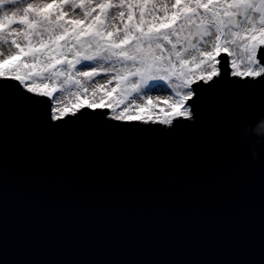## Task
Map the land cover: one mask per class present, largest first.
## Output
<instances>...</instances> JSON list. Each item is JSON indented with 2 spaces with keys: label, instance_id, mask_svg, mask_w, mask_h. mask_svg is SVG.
<instances>
[{
  "label": "water",
  "instance_id": "obj_1",
  "mask_svg": "<svg viewBox=\"0 0 264 264\" xmlns=\"http://www.w3.org/2000/svg\"><path fill=\"white\" fill-rule=\"evenodd\" d=\"M221 56L175 127L4 85L0 264H264V82Z\"/></svg>",
  "mask_w": 264,
  "mask_h": 264
},
{
  "label": "snow or ice",
  "instance_id": "obj_2",
  "mask_svg": "<svg viewBox=\"0 0 264 264\" xmlns=\"http://www.w3.org/2000/svg\"><path fill=\"white\" fill-rule=\"evenodd\" d=\"M66 2L67 0H61L56 7L63 8ZM17 4L18 0H0V32L6 25L23 24L24 36L29 41V45L19 51L28 52L30 62L44 63L46 70L55 69L54 76L61 75V70L56 67L57 64L66 63V80L74 76L73 82L79 87L82 86L80 78L91 80L105 70L96 68L94 63H84V61L95 62L116 57L118 61L131 60L134 64L133 70L125 67L124 74L118 76L117 79V85L125 95L145 89L143 95L150 97V93L154 90L164 87L159 83H150L152 81H164L174 88L186 89L183 93L176 92V99L170 106L171 117L165 116L159 121L160 125L167 124L175 127L179 121L173 124L174 117L195 119L192 107L196 88L192 85L196 81H201L204 85L212 87L224 75L225 57L221 56L219 60L217 59L221 51L234 57L231 60L233 71L230 75L232 77H252L264 82V63H262L264 61V0H218L217 3L203 4L200 0H188L187 3L178 5L180 8L177 13L180 19L179 31L177 28H172L168 32L154 25L144 26L143 19H141L140 25L125 26L123 36L114 35L104 21L110 8L125 6L124 0H119L118 4L111 3V0H99V3L95 5L90 4L88 7L95 14L85 11L84 18L88 20V23L84 27L70 25L63 21L61 19L63 13L55 17L52 14H41L38 9H34L32 4H28L23 9V16L17 19L16 13L20 11L16 7ZM5 6H11V14L5 11ZM73 6L85 7L83 3H76ZM136 6L143 7L144 5ZM128 7L131 8L133 5L129 4ZM201 8L207 11L201 13L199 11ZM40 25L45 26L48 33L47 42L40 39L39 48H33L31 38L39 35L38 26ZM185 30H187V35L182 36ZM12 35L10 33L9 38ZM213 35L214 39L210 48L201 50L193 42V39L204 42L205 37ZM171 36L176 37L174 42L170 39ZM60 40H64L65 43L62 45ZM12 44H16L14 38ZM169 44H171V49L166 53L165 48ZM258 51L260 59H257ZM105 53L108 55L105 56ZM241 64L245 65L243 71H241ZM77 65H81L78 70ZM217 65L220 67L218 68ZM26 76L27 74L21 75L18 72L13 73L0 69V77H3L0 79V98L5 93L3 86L15 81L25 86L28 93L36 92L37 98L52 95L51 91L40 90L26 83ZM130 76L138 77V79L129 84ZM174 81H179V83H173ZM244 84H249V82L245 80ZM144 106L148 107V104ZM66 115L67 109H57L51 119L53 123H63L62 117ZM67 118L72 119L73 117L68 116ZM140 118L139 114H133L128 109L113 117L114 120ZM248 133L249 128L246 127L245 136Z\"/></svg>",
  "mask_w": 264,
  "mask_h": 264
},
{
  "label": "rangeland",
  "instance_id": "obj_3",
  "mask_svg": "<svg viewBox=\"0 0 264 264\" xmlns=\"http://www.w3.org/2000/svg\"><path fill=\"white\" fill-rule=\"evenodd\" d=\"M188 0H124L125 6L112 7L108 10L107 18L104 23L110 27L114 35L123 36L125 26L141 24L143 19L144 26H156L162 31L170 32L172 28H177L179 31L180 19L177 13L180 11L178 5L187 3ZM203 3H217L218 0H200ZM61 3V0H18L17 8L20 9L16 13V18L20 19L23 16V9L28 4H32L34 9H38L41 14H52L53 17L59 13H63L61 19L68 22L70 25L84 27L87 25L88 20L84 18L85 11L92 12V9L88 7L90 4L95 5L99 3V0H67L63 8H57L56 5ZM76 3H83L84 8L74 7ZM111 3L118 4L119 0H111ZM131 4L133 7L129 8ZM136 5H144L143 7H137ZM5 11H9L11 14V6H5ZM99 11V9H96ZM201 13L206 12L204 8L199 9ZM131 13V17H129ZM35 15V13H33ZM39 35L31 38V45L33 48H39L40 39L47 42L48 33L45 26L40 25ZM24 25L18 23H12L6 25L2 32H0V69L7 72H18L21 75L27 74L26 83L31 84L33 87L44 91H51L54 99V115L57 109H67V114L74 113L83 106H89L92 108H109V116H118L123 110L128 109L133 114L140 115V121L144 122H159L165 116L171 117V105L176 99V92L183 93L186 89L174 88L170 84H166L164 81H152L150 83H159L164 85L163 88L154 90L150 93V97H145L141 89L139 92H131L125 95L121 92L120 87L117 85L118 76H122L123 69L126 67L129 70H133L134 64L131 60L118 61L116 57L110 59L92 61H84V63H94L96 68L111 69L110 71L102 70L100 75L94 76L91 80H84L80 78L82 86H77L73 82L75 77L66 80L67 65L66 63L57 64V68L61 70L59 77L54 76L52 71L46 70V65L37 62H30V56L28 52H20V49H25L29 45V41L24 36ZM12 33V37L9 38V34ZM214 33V30H213ZM187 35V30L182 33V36ZM15 39L16 44H12V39ZM191 39V37H189ZM170 39L174 42L175 36H171ZM214 39V35L205 37L204 42H199L193 39L196 46L201 50L210 48ZM223 39V37H222ZM7 40V42H5ZM63 40H60L62 44ZM183 43V40H182ZM63 45V44H62ZM180 47V45H178ZM171 49V44L167 45L165 52L167 53ZM223 52V51H221ZM107 56L108 54H104ZM10 57V58H9ZM71 58V57H69ZM231 60L234 57H231ZM239 59V57H236ZM217 59L219 60L218 56ZM258 59V57H257ZM81 65H77V70ZM219 68V66L217 65ZM241 71L244 70L245 65L241 64ZM92 71V69H89ZM233 71V69H232ZM138 77H129V84L132 81L137 80ZM173 83H179L174 81ZM193 86V85H192ZM171 96V98H169ZM148 107H145V104ZM103 106V107H102ZM150 117V118H149ZM175 118V117H174ZM173 118V119H174ZM128 120V119H124Z\"/></svg>",
  "mask_w": 264,
  "mask_h": 264
},
{
  "label": "clouds",
  "instance_id": "obj_4",
  "mask_svg": "<svg viewBox=\"0 0 264 264\" xmlns=\"http://www.w3.org/2000/svg\"><path fill=\"white\" fill-rule=\"evenodd\" d=\"M254 133L257 134V135H261V134H264V120H262L260 122V124L255 128L253 129ZM253 158L256 159L257 158V153L256 152H253Z\"/></svg>",
  "mask_w": 264,
  "mask_h": 264
},
{
  "label": "bare ground",
  "instance_id": "obj_5",
  "mask_svg": "<svg viewBox=\"0 0 264 264\" xmlns=\"http://www.w3.org/2000/svg\"><path fill=\"white\" fill-rule=\"evenodd\" d=\"M102 107H103V106H102ZM81 108H82V107H81ZM110 117H112V118H113L114 116H113V115H110Z\"/></svg>",
  "mask_w": 264,
  "mask_h": 264
},
{
  "label": "trees",
  "instance_id": "obj_6",
  "mask_svg": "<svg viewBox=\"0 0 264 264\" xmlns=\"http://www.w3.org/2000/svg\"><path fill=\"white\" fill-rule=\"evenodd\" d=\"M64 43H65V41L63 40V41H62V44H64Z\"/></svg>",
  "mask_w": 264,
  "mask_h": 264
}]
</instances>
